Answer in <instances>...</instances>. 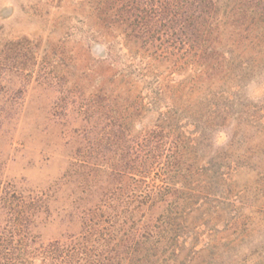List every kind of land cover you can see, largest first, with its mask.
<instances>
[{
    "label": "trees",
    "instance_id": "1",
    "mask_svg": "<svg viewBox=\"0 0 264 264\" xmlns=\"http://www.w3.org/2000/svg\"><path fill=\"white\" fill-rule=\"evenodd\" d=\"M121 1L92 9L103 69L77 77L91 91L64 176L80 230L45 241L38 193L1 179L0 264L245 263L251 226L264 240L249 197L264 173V0Z\"/></svg>",
    "mask_w": 264,
    "mask_h": 264
},
{
    "label": "rangeland",
    "instance_id": "2",
    "mask_svg": "<svg viewBox=\"0 0 264 264\" xmlns=\"http://www.w3.org/2000/svg\"><path fill=\"white\" fill-rule=\"evenodd\" d=\"M98 2L0 0V180L38 193L45 241L80 230L73 218L76 193L64 172L72 149L69 138L80 124L86 125L80 109L91 91L89 81L81 83L77 77L92 74V59L102 54L87 32ZM89 42L92 49L85 45ZM102 69L101 64L93 68ZM251 95L257 99L259 91ZM259 142L263 153L264 140ZM259 177L263 183L264 173ZM262 183L259 190L252 186L249 197L250 219L264 229ZM257 228L251 226L253 240L240 249L256 254L242 264H264V240ZM202 260L214 264L205 255Z\"/></svg>",
    "mask_w": 264,
    "mask_h": 264
}]
</instances>
